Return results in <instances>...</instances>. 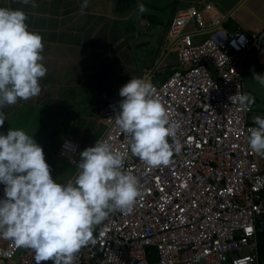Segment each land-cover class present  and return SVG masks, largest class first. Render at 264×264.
Here are the masks:
<instances>
[{
  "label": "built area",
  "instance_id": "1",
  "mask_svg": "<svg viewBox=\"0 0 264 264\" xmlns=\"http://www.w3.org/2000/svg\"><path fill=\"white\" fill-rule=\"evenodd\" d=\"M223 18L208 3L189 2L174 10L167 51L175 52L177 65L161 81L142 77L180 122L181 148L167 165L156 167L129 152L124 167L137 176L140 194L130 212L114 211L95 226V243L82 246L73 264H258L264 169L247 143L256 115L252 105L245 110L231 95L243 93L246 60L264 64V27L251 32L237 27L223 40H192L217 29ZM101 96L103 130L97 139L123 149L128 138L114 120L119 100ZM258 115L264 117V111ZM94 143L66 138L58 149L76 165L80 152ZM0 264H35L33 250L0 239Z\"/></svg>",
  "mask_w": 264,
  "mask_h": 264
},
{
  "label": "clouds",
  "instance_id": "2",
  "mask_svg": "<svg viewBox=\"0 0 264 264\" xmlns=\"http://www.w3.org/2000/svg\"><path fill=\"white\" fill-rule=\"evenodd\" d=\"M32 3L35 0H21ZM82 0L80 11L87 6ZM137 0V10L145 11ZM22 9L0 7V109L41 91L42 37L28 30ZM264 86V73L253 72ZM115 124L126 134L127 146L116 148L108 139H96L80 152L74 178L57 182L50 175L42 146L21 128L0 132V239L30 248L35 264H73L82 246L95 243L93 231L110 213L130 212L140 194L139 180L124 167L129 152L150 167L167 165L181 144L180 122L171 117L150 80L131 76L118 90ZM232 100L247 110L254 98L235 92ZM112 119V118H109ZM248 128L250 151L264 156V117L256 115ZM4 113L0 110V124ZM169 138H172L171 143ZM5 255L8 253L5 252Z\"/></svg>",
  "mask_w": 264,
  "mask_h": 264
},
{
  "label": "crops",
  "instance_id": "3",
  "mask_svg": "<svg viewBox=\"0 0 264 264\" xmlns=\"http://www.w3.org/2000/svg\"><path fill=\"white\" fill-rule=\"evenodd\" d=\"M115 1L88 0L81 12L82 0H35V6L21 0H0V7L22 9L28 30L41 35L42 63L47 69L39 79L38 95L18 98L15 104L0 109L4 113L0 132H7L9 127L37 126V142L42 144L50 143L61 132L62 140L95 142L103 130L98 119V110L105 102L102 93L121 100L119 87L131 76L151 75L154 81H161L176 67L175 52L167 51V27L174 10L189 2L200 6L208 3L224 16L217 29L194 35L193 41L204 36L223 40L237 27L247 32L264 27V0H140L146 6L143 13L138 12L137 1L117 12ZM168 5L170 17L163 26L160 13ZM162 26V35L152 41V31ZM205 26H211L209 19H205ZM150 46L155 47L154 52ZM242 89L245 93L243 80ZM252 107L258 115L256 104ZM94 116L93 125L90 120ZM96 125L102 130L96 132ZM56 126L63 127L60 133L52 132ZM88 129L95 139L89 140ZM256 159L264 169V156L256 154Z\"/></svg>",
  "mask_w": 264,
  "mask_h": 264
},
{
  "label": "rangeland",
  "instance_id": "4",
  "mask_svg": "<svg viewBox=\"0 0 264 264\" xmlns=\"http://www.w3.org/2000/svg\"><path fill=\"white\" fill-rule=\"evenodd\" d=\"M160 17L162 18V24L164 26L170 17V5H168L166 8L162 7V13H160ZM163 26L161 27V29L152 31V34L154 36L152 41L155 40L156 38H159L162 35L163 28H164ZM222 38L223 37H221V39ZM215 39L221 40L217 38ZM150 50L154 52L155 47L151 48L150 46ZM134 51L140 54V51L138 49H135ZM253 72L264 73V64H258L257 62L251 59H248L245 61L244 67H243V86H244L245 92L250 94V96H252L254 100L257 101L256 108L261 109L262 106L264 105V86H262L257 80L253 79ZM91 112L94 113V111H91ZM94 114L96 115V111ZM95 119L96 118L94 116V120H90V122L93 125L95 124ZM96 126L97 127L94 128L96 132H99L102 130V127H98V125ZM62 128L63 127L61 126L53 127L52 132L60 133L59 130ZM2 129L3 128L0 127V130ZM22 129L27 134L33 135L34 139L37 141L39 137V130H40L37 126L36 127L26 126V127H22ZM87 133L90 137L89 140L96 138L92 136L93 134L90 133L89 129ZM62 134L63 133L61 132L60 134L55 135L54 138L51 141H49L50 143L46 144L45 142H43L44 144H42V142H38L42 146V149L45 155V160L49 164L50 170L53 173V179H56L57 182H61V183L66 182L68 179L74 178L77 172L76 165L70 163L68 158L60 155L59 153L58 147L64 136V134L63 135ZM51 136H53V133H51L50 131V139H51ZM0 196H3V185L2 184H0Z\"/></svg>",
  "mask_w": 264,
  "mask_h": 264
},
{
  "label": "trees",
  "instance_id": "5",
  "mask_svg": "<svg viewBox=\"0 0 264 264\" xmlns=\"http://www.w3.org/2000/svg\"><path fill=\"white\" fill-rule=\"evenodd\" d=\"M136 1L137 0H116L115 1V10L117 12H123V11L129 9ZM256 103H257V101L253 100V103L251 105L254 106ZM259 111H261V112L264 111V105L262 106L261 109H259ZM257 241H258V243H257L258 264H264V231L258 233Z\"/></svg>",
  "mask_w": 264,
  "mask_h": 264
},
{
  "label": "water",
  "instance_id": "6",
  "mask_svg": "<svg viewBox=\"0 0 264 264\" xmlns=\"http://www.w3.org/2000/svg\"><path fill=\"white\" fill-rule=\"evenodd\" d=\"M50 175H51V176H52V178H53V174H52L51 170H50Z\"/></svg>",
  "mask_w": 264,
  "mask_h": 264
}]
</instances>
